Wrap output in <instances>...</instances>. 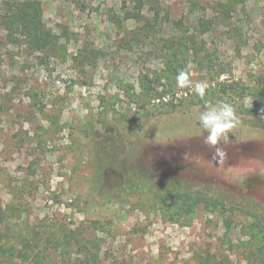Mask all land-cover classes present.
<instances>
[{
    "label": "rangeland",
    "instance_id": "374dc122",
    "mask_svg": "<svg viewBox=\"0 0 264 264\" xmlns=\"http://www.w3.org/2000/svg\"><path fill=\"white\" fill-rule=\"evenodd\" d=\"M7 1L39 4L53 43L36 52L5 29ZM221 82L264 89V0H0V264H73L80 246L100 264H264L252 216L264 212V126L241 112L251 97L223 99ZM187 94L233 107L215 145ZM106 114L141 118L147 161L227 208L179 216L146 197L87 202L93 158L82 128ZM126 136L123 162L136 145Z\"/></svg>",
    "mask_w": 264,
    "mask_h": 264
},
{
    "label": "trees",
    "instance_id": "16d2710c",
    "mask_svg": "<svg viewBox=\"0 0 264 264\" xmlns=\"http://www.w3.org/2000/svg\"><path fill=\"white\" fill-rule=\"evenodd\" d=\"M5 4H7L3 17L5 29L18 32L26 44L36 52L45 50L53 43L55 34L45 25L39 4L36 2L16 4L10 1ZM245 90L247 88L239 83L221 82L218 91L223 99L238 97L244 101L250 96L251 103L248 105L242 103L241 112L248 116L249 122L253 123L252 126H264L260 123L264 121V89L254 93H246ZM164 93L166 91L160 95L163 97ZM146 97H151L150 93ZM184 100L191 104L190 113L193 115V120L196 119L197 125L201 121L195 116L206 111L208 105L215 106L219 103V101L211 102L205 98L197 99V96L191 94H187ZM168 106L173 111L177 105L169 103ZM149 112L153 114L149 110L143 113L144 117L149 118ZM108 116L110 115L106 114L103 118L91 120L90 125L82 128L93 158V174L88 183L93 193L86 198L87 202L99 204L116 200L129 201L130 197L139 199L146 197L160 204L175 206L179 216H189L200 206L227 208L228 201L223 196L199 187L168 181L164 175L167 170L166 165L159 161L155 164L147 161L144 157L146 141L141 134L144 124L140 121L141 118ZM254 119L258 121L256 124ZM126 134L136 136L134 142L136 145L129 154L131 159L123 162L124 144L128 138ZM109 176H114L116 185L106 188ZM252 216L257 220L256 225L264 232V212L259 210ZM75 240L79 244L78 237ZM80 247L79 254L82 257L77 258L73 264H100L98 253H91L86 246Z\"/></svg>",
    "mask_w": 264,
    "mask_h": 264
},
{
    "label": "clouds",
    "instance_id": "9594fccd",
    "mask_svg": "<svg viewBox=\"0 0 264 264\" xmlns=\"http://www.w3.org/2000/svg\"><path fill=\"white\" fill-rule=\"evenodd\" d=\"M250 67L255 70L257 66L254 62ZM177 82L181 87L190 84L187 73L180 72L177 76ZM206 87V83L200 82L195 85V90L203 97ZM199 119L202 126L208 130L207 142L215 145L223 134L233 126L235 121L234 109L231 105L223 102L215 106L208 105L207 110L200 114Z\"/></svg>",
    "mask_w": 264,
    "mask_h": 264
}]
</instances>
